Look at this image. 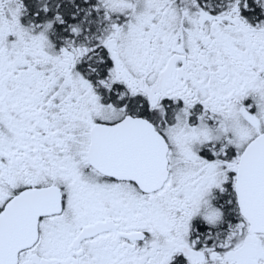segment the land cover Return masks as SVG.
I'll list each match as a JSON object with an SVG mask.
<instances>
[{"label":"snow or ice","instance_id":"1","mask_svg":"<svg viewBox=\"0 0 264 264\" xmlns=\"http://www.w3.org/2000/svg\"><path fill=\"white\" fill-rule=\"evenodd\" d=\"M0 264H264V0H0Z\"/></svg>","mask_w":264,"mask_h":264}]
</instances>
